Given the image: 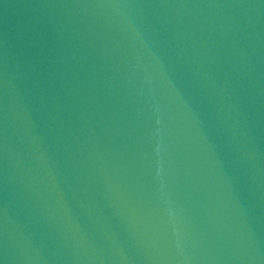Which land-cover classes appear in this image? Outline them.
<instances>
[{"label": "water", "instance_id": "95a60500", "mask_svg": "<svg viewBox=\"0 0 264 264\" xmlns=\"http://www.w3.org/2000/svg\"><path fill=\"white\" fill-rule=\"evenodd\" d=\"M0 264H264V0H0Z\"/></svg>", "mask_w": 264, "mask_h": 264}]
</instances>
